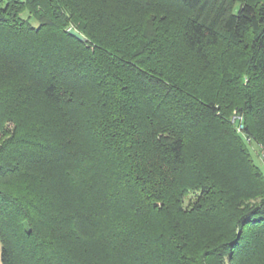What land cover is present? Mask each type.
Listing matches in <instances>:
<instances>
[{"label": "trees", "instance_id": "1", "mask_svg": "<svg viewBox=\"0 0 264 264\" xmlns=\"http://www.w3.org/2000/svg\"><path fill=\"white\" fill-rule=\"evenodd\" d=\"M0 242L264 264V0H0Z\"/></svg>", "mask_w": 264, "mask_h": 264}, {"label": "rangeland", "instance_id": "2", "mask_svg": "<svg viewBox=\"0 0 264 264\" xmlns=\"http://www.w3.org/2000/svg\"><path fill=\"white\" fill-rule=\"evenodd\" d=\"M252 150L254 152L256 161L259 164L263 165L260 151L258 150V148H257V146L255 144H252ZM0 264H3V261H2V244H1V242H0Z\"/></svg>", "mask_w": 264, "mask_h": 264}, {"label": "water", "instance_id": "3", "mask_svg": "<svg viewBox=\"0 0 264 264\" xmlns=\"http://www.w3.org/2000/svg\"><path fill=\"white\" fill-rule=\"evenodd\" d=\"M69 32L74 35L75 37L79 38L82 41L86 40V37L84 35H82L80 32H78L76 29L74 28H70Z\"/></svg>", "mask_w": 264, "mask_h": 264}]
</instances>
